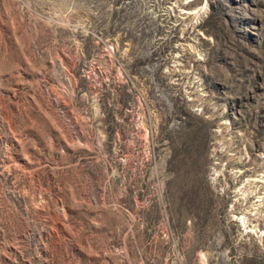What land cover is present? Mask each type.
Instances as JSON below:
<instances>
[{
  "label": "rangeland",
  "instance_id": "rangeland-1",
  "mask_svg": "<svg viewBox=\"0 0 264 264\" xmlns=\"http://www.w3.org/2000/svg\"><path fill=\"white\" fill-rule=\"evenodd\" d=\"M0 264H264V0H0Z\"/></svg>",
  "mask_w": 264,
  "mask_h": 264
}]
</instances>
